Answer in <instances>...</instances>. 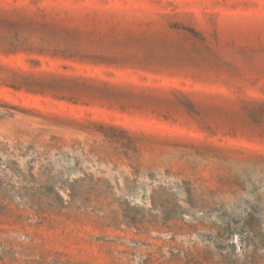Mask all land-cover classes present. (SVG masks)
I'll return each instance as SVG.
<instances>
[{
    "label": "rangeland",
    "instance_id": "rangeland-1",
    "mask_svg": "<svg viewBox=\"0 0 264 264\" xmlns=\"http://www.w3.org/2000/svg\"><path fill=\"white\" fill-rule=\"evenodd\" d=\"M0 264H264V0H0Z\"/></svg>",
    "mask_w": 264,
    "mask_h": 264
}]
</instances>
